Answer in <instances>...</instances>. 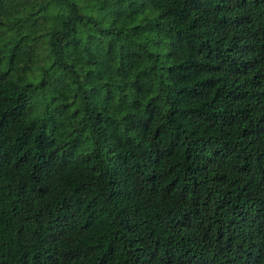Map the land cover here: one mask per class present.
Masks as SVG:
<instances>
[{"label": "trees", "instance_id": "16d2710c", "mask_svg": "<svg viewBox=\"0 0 264 264\" xmlns=\"http://www.w3.org/2000/svg\"><path fill=\"white\" fill-rule=\"evenodd\" d=\"M0 264H264V0H0Z\"/></svg>", "mask_w": 264, "mask_h": 264}]
</instances>
